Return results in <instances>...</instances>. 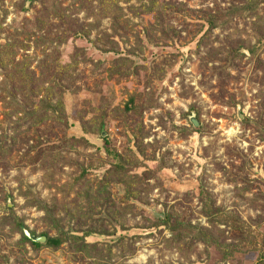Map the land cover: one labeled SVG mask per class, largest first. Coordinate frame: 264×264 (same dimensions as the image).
Here are the masks:
<instances>
[{"label":"rangeland","instance_id":"rangeland-1","mask_svg":"<svg viewBox=\"0 0 264 264\" xmlns=\"http://www.w3.org/2000/svg\"><path fill=\"white\" fill-rule=\"evenodd\" d=\"M263 260L264 0H0V264Z\"/></svg>","mask_w":264,"mask_h":264},{"label":"trees","instance_id":"trees-1","mask_svg":"<svg viewBox=\"0 0 264 264\" xmlns=\"http://www.w3.org/2000/svg\"><path fill=\"white\" fill-rule=\"evenodd\" d=\"M113 158H115V156L113 155ZM43 235H45V234H43ZM46 236V235H45ZM25 238V237H24ZM60 242H61V239L60 238H57V239H54V238H49V237H47V239H46V245H48V246H50V247H57L59 244H60ZM32 244L34 245V246H39L37 243H33L32 242ZM263 264H264V260H263V262H262Z\"/></svg>","mask_w":264,"mask_h":264},{"label":"water","instance_id":"water-1","mask_svg":"<svg viewBox=\"0 0 264 264\" xmlns=\"http://www.w3.org/2000/svg\"><path fill=\"white\" fill-rule=\"evenodd\" d=\"M191 123L193 124L194 127L198 126V122L194 119H191ZM32 241L35 243H44L46 241L45 236H40V237H31Z\"/></svg>","mask_w":264,"mask_h":264}]
</instances>
